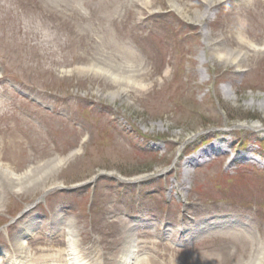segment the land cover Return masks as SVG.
<instances>
[{
    "label": "rangeland",
    "instance_id": "374dc122",
    "mask_svg": "<svg viewBox=\"0 0 264 264\" xmlns=\"http://www.w3.org/2000/svg\"><path fill=\"white\" fill-rule=\"evenodd\" d=\"M126 62L145 89L86 73ZM0 166L42 178L0 172V264H264V0H0Z\"/></svg>",
    "mask_w": 264,
    "mask_h": 264
},
{
    "label": "bare ground",
    "instance_id": "6f19581e",
    "mask_svg": "<svg viewBox=\"0 0 264 264\" xmlns=\"http://www.w3.org/2000/svg\"><path fill=\"white\" fill-rule=\"evenodd\" d=\"M176 7V5H175ZM180 9V8H179ZM239 27V45L241 48H243L244 46L251 48V49H258L256 44H252L247 38L244 37L243 33L241 32L243 29L245 30L246 27L244 26V24H240L238 25ZM218 54H216L217 57H219V59L221 60H225L226 62H231L233 65H236L237 67H242L245 63L248 62V57L250 56V54L244 53V55H242L240 52H235V51H230L228 49H226L223 45L219 46V49H217ZM216 53V52H215ZM105 55V59L108 61H111L110 57H112L111 53L108 52ZM108 56V57H106ZM110 56V57H109ZM106 62V61H105ZM114 66V65H113ZM113 66L111 67H107L106 65L100 66H93V68H91L90 70H86V73H90L93 72L94 74H96L98 72V74L100 75H104L108 76L112 79L113 83H117L119 85L123 84L125 86H128V88H136V89H145L146 86H142V84L140 83L139 78H142L144 75V73H142V71L140 69L136 70V66L134 64H131L130 62H126L123 65L117 64V68H114ZM113 68V69H111ZM84 70V69H83ZM83 70H79L80 72H82ZM227 146H228V142H224L223 141V145L220 144H216V146H213L212 148H210L208 151L205 150L202 153L199 154V158L202 157H206L207 155L210 154H214L216 152L219 153H224L225 151H227ZM243 158V160L249 159L250 157L248 156H241ZM196 160V159H195ZM194 160V161H195ZM65 163L64 160L59 161L58 163H56L53 166V169H57L59 166H61L62 163ZM190 162H193V160H191ZM3 172V175L8 178L11 179L12 181H10V183L12 184V186L16 189L17 192H24L25 189L31 188L33 187L32 185H34L37 181H41V177L37 174H34V178L33 175H31V172L25 173L23 174V176L17 175L16 173L11 172L8 168H5L3 166H0V172ZM34 179V180H32ZM34 229L33 227L30 228H26L25 232H26V236L22 239H19L20 241L23 240L21 242L20 245V250L22 254L23 251L27 250L28 251V246L26 247L27 242L25 240H27V238H30L32 236V234L34 233ZM196 231L195 229H191V233L194 234V232ZM69 238L71 240L70 244H69V248L71 249V253H72V259L75 263L73 264H88L87 262H84L83 260H80L79 258H76V246H75V241L73 240L75 238V235H73L72 232H69ZM74 241V242H73ZM126 250H124L123 254L121 255V257L119 258V264H147V262L139 257V253H138V248H137V243L135 238L131 240V242H127L126 243ZM20 259H21V264H25L23 262L24 256L20 255ZM29 263V261H28ZM261 263V258L257 259V261L254 264H260Z\"/></svg>",
    "mask_w": 264,
    "mask_h": 264
}]
</instances>
